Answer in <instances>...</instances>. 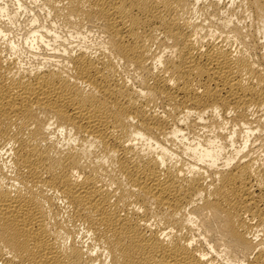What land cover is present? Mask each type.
Masks as SVG:
<instances>
[{
  "label": "bare ground",
  "instance_id": "obj_1",
  "mask_svg": "<svg viewBox=\"0 0 264 264\" xmlns=\"http://www.w3.org/2000/svg\"><path fill=\"white\" fill-rule=\"evenodd\" d=\"M0 264H264V0H0Z\"/></svg>",
  "mask_w": 264,
  "mask_h": 264
}]
</instances>
